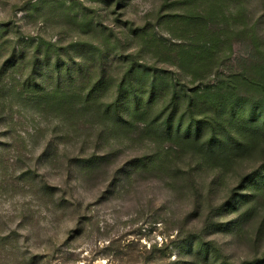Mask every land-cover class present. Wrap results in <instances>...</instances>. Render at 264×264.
<instances>
[{"label":"rangeland","instance_id":"1","mask_svg":"<svg viewBox=\"0 0 264 264\" xmlns=\"http://www.w3.org/2000/svg\"><path fill=\"white\" fill-rule=\"evenodd\" d=\"M192 11L209 20L201 39L181 19ZM42 39L74 65L73 76L49 69L43 79L61 82L57 96L26 85ZM205 40L219 43L214 69L255 74L264 0H0V264H248L264 254V179L244 186L249 202L229 205L236 176L264 153L225 172L147 128L157 107L119 130L103 110L132 60L200 83L186 53ZM98 77L106 89L86 101ZM185 240L207 244L214 261L191 256Z\"/></svg>","mask_w":264,"mask_h":264},{"label":"trees","instance_id":"2","mask_svg":"<svg viewBox=\"0 0 264 264\" xmlns=\"http://www.w3.org/2000/svg\"><path fill=\"white\" fill-rule=\"evenodd\" d=\"M181 16L182 21L188 25L187 29L194 31L197 38L201 39L198 34L203 36L211 31L207 15L201 11ZM83 44L77 43L72 49L77 51ZM199 44L202 47L190 49L186 55L188 72L197 77L200 83L188 85L182 82L180 76L176 75L175 78L167 70L152 72L148 67L132 60L123 79L114 85L118 90L115 95L118 94L115 99L106 102L103 110L112 119L111 129L119 130L133 125L137 117L150 115L153 108L157 107L158 112L145 123L147 128L163 137L166 135L182 140V149L191 147L200 160L214 164L226 172L244 158L264 153V62L256 66L255 74H251V71L220 73L218 68L214 69L219 58L215 48L219 43L205 40ZM51 46L56 45L42 39L34 48L36 65L26 84H33L34 89L43 90L44 97L66 92L60 86V81L55 88L43 87V79L48 75L49 69L58 78L63 74L73 76L74 65L63 56L53 59ZM56 53L59 55L58 50ZM69 53L71 51L68 48L66 54ZM19 54L23 55L21 51ZM186 55L183 51L180 57L185 59ZM41 61L44 62L43 66L37 64ZM83 64V60L78 62L81 71ZM209 75L215 78V82H210ZM100 77L95 81L94 87L84 91L86 101L106 89V84H103ZM56 103L62 106L67 101L60 97ZM256 175L264 179L263 164H259L254 172L239 173L236 176L239 185L234 188L233 194L236 195L234 202H229L230 206L250 201L248 193L242 190ZM258 190L264 191V184ZM217 210L220 211V207ZM261 234L264 235V220L258 227V235ZM183 246L188 247L191 256L203 255L210 262L215 259L216 252L207 244L197 246L192 240H185ZM217 253L219 254L218 251ZM261 263H264V254L248 262Z\"/></svg>","mask_w":264,"mask_h":264}]
</instances>
